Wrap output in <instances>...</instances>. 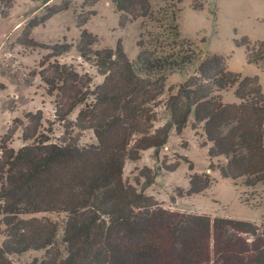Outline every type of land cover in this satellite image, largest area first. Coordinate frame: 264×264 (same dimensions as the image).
<instances>
[{
  "label": "trees",
  "instance_id": "16d2710c",
  "mask_svg": "<svg viewBox=\"0 0 264 264\" xmlns=\"http://www.w3.org/2000/svg\"><path fill=\"white\" fill-rule=\"evenodd\" d=\"M150 1L117 0L124 22L141 17L151 21L142 23L137 61H130L120 48L115 51L119 59L111 68L116 81L105 83L111 91L97 95L92 110L82 111L60 141L43 133L39 111L23 129V147L3 151L0 264L52 249L51 259L40 264H212L216 257L224 264H264V223L164 208L145 194L159 170L141 172L145 181L141 190L124 179L128 161H138L149 149L158 155L171 131L181 133L194 114L193 130L203 131L201 146L210 145L209 158L226 159L218 166L221 176L236 183L244 179L248 188L264 184V93L259 77L243 78L229 71L224 57H202L194 42L179 41L181 0H161L163 6L155 10ZM136 7L141 15L133 13ZM96 42L97 37L84 31L78 53L92 55ZM70 48L62 45L57 51L65 54ZM263 48L249 53V63L264 58ZM110 54L105 50L93 56L108 60ZM196 61H201L197 72L167 105L170 119L157 129L141 128L137 120L142 106L135 96L162 86L173 74L186 73ZM66 82L61 88L54 82L50 85L60 92ZM234 87L238 102L224 103L223 92ZM58 120L66 121L62 116ZM146 120L151 122L150 115ZM86 129L93 130L97 143L81 144ZM135 135L141 139L130 146ZM177 167L164 170L173 172ZM208 183V178L192 177V195ZM52 214L64 219L46 216Z\"/></svg>",
  "mask_w": 264,
  "mask_h": 264
},
{
  "label": "rangeland",
  "instance_id": "374dc122",
  "mask_svg": "<svg viewBox=\"0 0 264 264\" xmlns=\"http://www.w3.org/2000/svg\"><path fill=\"white\" fill-rule=\"evenodd\" d=\"M150 2L154 10L163 6L161 0ZM199 4L203 9L195 8ZM178 9L179 41L194 42L202 50V57H224L229 71L243 78L258 76L264 93V58L257 63L248 61L250 52H260L259 48L264 47V0H181ZM133 13L141 15L142 10L136 7ZM143 21L151 19L124 22L117 0H0V157L5 149L18 151L23 147V129L29 124L28 118L39 111L43 115V133L53 141L64 138L79 114L96 105L97 95L111 91L112 87H105V83L116 81L111 68L119 59L115 51L120 48L130 61L138 60ZM84 31L97 37L92 55L85 57L77 49ZM152 31L157 29L153 26ZM62 45L71 46L68 53L57 51ZM105 50L112 51L110 58L113 54L116 57L104 60L93 56ZM200 63L194 62L186 73L173 74L162 86L147 88L135 96L142 106L137 120L141 128L157 129L170 119L169 101L177 95L179 86L195 75ZM50 82L58 88L64 82L66 86L59 92ZM222 95L224 103L238 102L235 87ZM149 115L151 122L146 120ZM60 116L66 121H59ZM194 122L191 114L181 133L173 129L158 155L155 149H149L138 161H128L124 179L141 190L145 183L141 172L159 170L145 194L164 208L264 223V184L248 188L244 179L236 183L223 178L218 166L224 165L225 157L209 158L210 145L201 146L205 137L202 130H193ZM81 137L82 145L97 143L92 129H86ZM140 139L135 135L130 146ZM176 164L173 172L164 170ZM195 176L208 178L209 183L192 195L191 178ZM189 192L192 196H187ZM46 216L64 219V215ZM54 253V249L30 252L15 258L14 264H40ZM212 264L224 263L216 257Z\"/></svg>",
  "mask_w": 264,
  "mask_h": 264
}]
</instances>
